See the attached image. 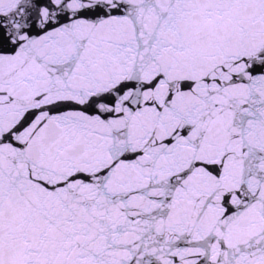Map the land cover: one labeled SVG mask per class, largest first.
<instances>
[{
  "label": "snow or ice",
  "instance_id": "obj_1",
  "mask_svg": "<svg viewBox=\"0 0 264 264\" xmlns=\"http://www.w3.org/2000/svg\"><path fill=\"white\" fill-rule=\"evenodd\" d=\"M0 264H264V0H0Z\"/></svg>",
  "mask_w": 264,
  "mask_h": 264
}]
</instances>
